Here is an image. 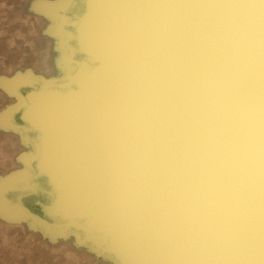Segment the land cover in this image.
Masks as SVG:
<instances>
[{
	"label": "water",
	"instance_id": "1",
	"mask_svg": "<svg viewBox=\"0 0 264 264\" xmlns=\"http://www.w3.org/2000/svg\"><path fill=\"white\" fill-rule=\"evenodd\" d=\"M56 9L59 76L6 81L0 211L110 264H264V0Z\"/></svg>",
	"mask_w": 264,
	"mask_h": 264
},
{
	"label": "rangeland",
	"instance_id": "2",
	"mask_svg": "<svg viewBox=\"0 0 264 264\" xmlns=\"http://www.w3.org/2000/svg\"><path fill=\"white\" fill-rule=\"evenodd\" d=\"M51 1L0 0V110L15 102L6 83L15 71L46 80L59 76L53 64L57 59L55 39L46 34L48 23L42 15L56 9ZM6 86L8 93L4 92ZM8 123L9 116H0V176L21 168L16 157L26 151ZM26 227L22 218L0 211V264H110L88 254L72 238L51 242Z\"/></svg>",
	"mask_w": 264,
	"mask_h": 264
},
{
	"label": "bare ground",
	"instance_id": "3",
	"mask_svg": "<svg viewBox=\"0 0 264 264\" xmlns=\"http://www.w3.org/2000/svg\"><path fill=\"white\" fill-rule=\"evenodd\" d=\"M61 1L62 0H60V1H58V0H54V1H51L52 2V4L54 5L55 3H57V5H55L56 7L61 3ZM28 71H30V73H31V75H33V72H31V70H27L26 72H28ZM36 78H39V77H36ZM42 79H44L43 77H41ZM50 79H56V78H50ZM49 79V80H50ZM9 80V79H8ZM44 80H46V79H44ZM5 93H6V91H4ZM7 116H9V125H10V121H11V116H12V114H7ZM28 173H29V171H28ZM1 177V176H0ZM6 199L5 198H3V201H5ZM15 216H18V215H16V214H14ZM19 217V216H18ZM21 218V217H20ZM5 222H6V220H4ZM27 228V231H32L30 228H28V227H26ZM52 242V241H51Z\"/></svg>",
	"mask_w": 264,
	"mask_h": 264
}]
</instances>
